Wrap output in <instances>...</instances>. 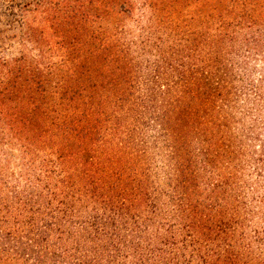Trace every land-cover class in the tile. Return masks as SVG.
<instances>
[{"label": "trees", "instance_id": "obj_1", "mask_svg": "<svg viewBox=\"0 0 264 264\" xmlns=\"http://www.w3.org/2000/svg\"><path fill=\"white\" fill-rule=\"evenodd\" d=\"M147 1L135 43L120 0H0V53L43 27L64 50L0 56L28 161L19 181L0 157V264H264V92L236 59L264 0H193L188 27Z\"/></svg>", "mask_w": 264, "mask_h": 264}, {"label": "rangeland", "instance_id": "obj_2", "mask_svg": "<svg viewBox=\"0 0 264 264\" xmlns=\"http://www.w3.org/2000/svg\"><path fill=\"white\" fill-rule=\"evenodd\" d=\"M122 4H127L128 6V12L126 14L117 15L118 19L120 21L122 20V24H124L127 29L132 30V35L127 36V39L133 40L135 43L138 42V38L135 35H138L140 33H137V28L135 29L134 26H146L148 25V19L153 18V16L160 17L158 15H155L154 12H152L148 5L150 4V1L147 0H120ZM158 2L161 1L160 6L162 8L163 12L166 14L176 13L174 16L178 17V22H182V25L191 26L193 25V0H176V1H168V0H157ZM229 1L225 2L224 5H220L218 9L222 11V13H226V4H228ZM161 11V10H160ZM171 12V13H170ZM146 14V15H145ZM24 19L30 23L37 25L38 27L43 25V19L44 17L40 14V12L31 13V14H25ZM110 23L116 22L115 19L111 18L108 19ZM99 23H104V20L99 21ZM117 23V22H116ZM119 23V22H118ZM163 29L164 33H167L168 35L173 32H171L168 29H164V26L160 27ZM44 35H38L37 36V42L32 43L28 40H24V42H17L15 39L11 41H6V44L3 48L4 52L0 53V56H4L5 58H13L19 56L21 53L28 59H34L35 62L37 60H43L42 57H50V55H53L52 52L57 53L58 51H64L63 49L59 50L58 46H56V43L59 41V37L53 33L52 30H49L47 27H43ZM158 35V34H157ZM159 35L163 39H168L167 35L159 33ZM72 41V40H71ZM132 48L134 50L140 51L141 48L138 47V45H133ZM152 50V49H151ZM248 51V52H246ZM60 53V52H59ZM153 53L154 50H153ZM240 55L246 56L248 58H244L243 56H240L236 59L239 60H246L248 61V68L252 71V78L257 79L261 76L262 78V91L264 92V44H258L254 45L252 43H248L246 45L242 46V49L237 52ZM249 53V54H247ZM136 55L140 56L138 53ZM148 55V56H147ZM144 56H140V60H152L153 57L151 54H147ZM45 62V61H44ZM250 103V102H249ZM264 118L263 112H261ZM261 139H264V130ZM22 144L19 141H16L14 138L12 139L10 136L7 138H3V136L0 133V157L3 159L1 161L2 163L7 164V173L12 174L14 176V179H18L21 181L20 176L23 175L25 172V169L28 165L27 158L25 157V154L22 149ZM27 164V165H26Z\"/></svg>", "mask_w": 264, "mask_h": 264}]
</instances>
